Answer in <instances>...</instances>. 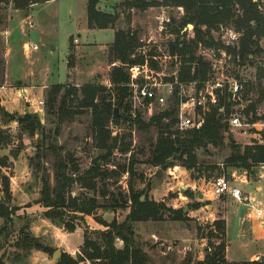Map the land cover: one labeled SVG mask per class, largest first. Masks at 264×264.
<instances>
[{"label":"rangeland","instance_id":"rangeland-1","mask_svg":"<svg viewBox=\"0 0 264 264\" xmlns=\"http://www.w3.org/2000/svg\"><path fill=\"white\" fill-rule=\"evenodd\" d=\"M37 1L25 9L15 8L12 0L0 3V130L7 131L11 138L10 144L0 150V157H6V164L1 166V173L9 177L11 199L6 201L9 207L15 211L11 222L5 223L0 218V228L5 226L6 233H9V238L6 241L4 236L0 237L2 246L0 259L5 252L0 264H56L57 261L52 258L51 253H47L45 258H41L40 255L43 251L16 248L15 239L20 235L19 232L23 227H27L26 231L43 246L54 249V251L60 249L62 255L67 253L64 250L70 249V245L64 240L66 230L53 225L49 219L45 218L43 215L45 208L37 202L41 196L42 183L36 176V167H33L30 159L38 152L40 143L43 141L47 143L52 138L56 144L62 145L79 164L80 172L77 175L91 167L100 154V151L94 146L92 116L89 110L76 114L72 120L65 121L56 132V117L47 112V97L52 86L58 84L64 86L60 95L68 87L80 89L81 86L87 84L112 87L110 73L113 64L109 58L110 45L107 44L113 41L114 31L111 28L100 31L87 29L85 7L87 0ZM123 1L100 0V8L109 13H121L114 29L138 30L142 44L139 52L145 53L155 47L160 55V72L164 73L166 78L169 77L174 72V67L168 49L169 44L175 39V35L169 33L171 27L169 24L172 23L170 22L172 19L179 21L183 17V8L162 6L140 12L126 9L122 4ZM71 28L72 30L69 31ZM193 28L194 26H187L181 33H185L189 39L193 36ZM213 34L216 38L231 43L230 33L227 34L226 27L213 31ZM75 38L78 39L77 42L74 41ZM203 52L201 48L197 53L203 56ZM206 52L208 53L204 54V58L210 59L214 56L215 50L208 48ZM257 68H259L257 65H250L248 62L241 67L232 62L229 73L235 77L250 79L252 83H255ZM138 77H143V74ZM258 94L257 89H254L249 93L248 100L255 101ZM60 95L57 98L58 102ZM40 100L44 102L43 107L37 104ZM263 103L262 100L257 106V113L260 115L264 111ZM76 104L75 100L74 107ZM168 107L169 104L165 107H156L153 111L154 114L148 115L146 109L133 101L130 113L133 118L139 114L143 120L149 121L153 115H157ZM238 108L239 106H237ZM115 109H117L118 115L115 117H121L123 110L119 106H116ZM3 110L13 116L37 113L41 118L43 128L34 135H30L22 130L15 120L5 124L1 115ZM174 128L179 129L177 124ZM108 129L111 132V137L129 135L130 133L131 136L126 141H131L132 146L130 151L125 154L120 153L117 149L114 150L110 162L105 168L111 169L118 164H128L130 157L133 156L136 175L131 179L129 173L125 172L119 178H111L103 184L99 181L95 192L82 187L79 182L74 183L72 186L73 197L80 199L83 203L94 197L97 199V204L91 215L84 216L85 222L78 221L79 226L72 236L74 237L72 244L75 242L78 245L81 236L83 240L77 255L69 254L73 259H79L82 254L85 233H87V237L96 239L98 234L96 232L107 229L104 223L111 224L113 221L121 223L125 220L130 212V204L116 209H111L109 204H112L119 194L128 196L130 179L138 191L149 184L148 189L142 195L144 199L147 197L149 200L164 202L167 207L173 209L183 208L187 213L188 220L186 221L173 220L167 213L163 220H149L134 224L136 231H139V244L145 251L147 250L153 264H193L200 260V254L206 253L208 241L218 244L223 239L227 243L226 235L220 237L218 232H211L213 231L212 223L222 215L223 205L218 204L215 207L216 218L211 222L210 208H206V206L215 203L218 199L202 200L203 198H199L196 194L201 191L205 193L210 188L209 180L223 175L229 177V169L224 166V160L230 153L229 148L220 150L211 147L207 154L199 152L200 158L208 163L209 168L205 172L206 175L193 179L192 172L182 166L172 175L169 168L164 170L149 163L151 156L149 142L150 140L155 141L157 138L155 128L145 133L136 127L128 129L126 121L117 123L111 119ZM230 131L235 141L243 147L253 144L264 145L263 135L260 136L252 129L247 128L245 132L243 129L231 128ZM55 139L57 140L55 141ZM42 163L51 175V184L53 185L52 158L48 157L42 160ZM100 163L102 164V162ZM195 175L197 174L195 173ZM205 176H210V179L207 180ZM254 178L256 176H249V180L254 181ZM192 184H195V190L192 189ZM241 187L245 192L255 193L253 185ZM104 188L107 191L106 196H102L100 193ZM0 190V197H5L1 180ZM186 190L195 193V197L179 199V193L186 196ZM196 202L201 204V210L191 217L189 213L194 208L189 210V205ZM227 204L229 233L233 236L239 227L240 213L246 211L249 215L251 211L249 207L246 209L238 206L239 204L231 198L228 199ZM246 220L243 225V234L248 240H251V236L264 232V218L263 223L260 219L252 216H248ZM117 243H119L118 240L115 241V245ZM248 243L247 249L243 251L240 249L239 255L231 257L248 258L255 251L256 245L262 241ZM80 264H91V262L84 260Z\"/></svg>","mask_w":264,"mask_h":264},{"label":"trees","instance_id":"trees-1","mask_svg":"<svg viewBox=\"0 0 264 264\" xmlns=\"http://www.w3.org/2000/svg\"><path fill=\"white\" fill-rule=\"evenodd\" d=\"M8 0H0V3ZM17 9H25L37 3V0H12ZM123 6L129 10L144 12L152 7L175 6L184 10V15L179 21L172 19L169 25V33L175 35L174 41L169 44V55L173 59L174 72L166 80L171 81H204L208 77L211 66L198 55L199 46L214 49L215 51L225 50L234 59L239 57L240 66L247 63L254 65L249 59L250 56H261L262 48L260 40L264 38V15L258 10L252 0H124ZM100 0H87V25L89 29H113L114 41L109 46V58L113 68L110 73L112 87L107 88L99 84H87L77 89L68 87L60 95L63 85H54L48 93L47 112L56 117L58 132L62 123L72 120L76 114L89 110L92 116L91 126L93 131L94 146L100 151L99 156L94 160L93 165L83 173L80 172L76 159L62 145L56 144L52 138L47 143H40L38 152L30 159L33 167H36V176L40 178L41 196L38 203L45 211L43 215L53 225L63 228L68 232H74L79 226L78 221L85 222V215H91L96 207L97 199L90 198L86 202L72 196V186L79 182L87 190L96 191L97 182H106L111 178H119L123 173L128 172L130 178L136 175L135 160L130 157L128 164H118L114 168H105L109 164L114 150L125 154L130 151L132 142L126 141L129 135L111 137L108 124L113 119L117 123L126 121L128 129L136 127L138 130L148 133L152 128L157 130L155 141L150 140L151 156L149 163L155 167L167 170L168 168L180 165L192 172L191 177L198 179L205 174L209 168L208 163L200 158L199 152L209 153L211 147L216 149L229 148V155L224 160V166L233 171L246 172L248 177L257 174V168L264 163V145L242 146L233 138L228 117L237 105L235 100L227 91L218 93L217 103L211 105L203 115L204 122L199 128L179 130L174 128L177 124L179 96L176 93L169 102V107L153 115L149 121H145L138 114L135 118L131 115V103L129 100L130 91L128 84L131 81V71L136 68L150 67L159 69V53L154 47L151 50L141 53V39L138 30L131 28L114 29L121 13L105 12L100 8ZM189 24L194 26L193 36L187 39L182 30ZM221 27H232L242 34L238 47L226 46L220 38H216L213 31ZM264 76V69L257 68V79ZM247 91L243 99L248 101V95L254 89L258 91V98L250 101L243 110V114L250 118L251 122L263 119L264 115H257V106L264 99L261 84H246ZM60 99L58 102V96ZM80 95V96H79ZM77 101L74 107V102ZM119 106L123 110L121 117H115L114 109ZM5 124L15 120L22 130L34 135L43 128L41 118L37 113H25V115H10L7 111H1ZM49 138V137H48ZM227 140V142H226ZM11 138L7 131L0 130V150L10 144ZM52 158L53 181L51 175L44 167L42 160ZM102 162V164L100 163ZM6 164V157H0V180L4 187L5 197H0V218L5 223L11 222L15 211L9 207L11 194L9 188V177L1 173V166ZM215 168V167H214ZM195 173L197 175H195ZM39 174V175H38ZM207 180L210 176H205ZM130 179L128 196L119 194L112 204L111 209L122 208L130 204V212L121 223L113 221L111 224L104 223L105 231H98L97 238L91 239L85 233L82 254L79 259H73L69 254L63 253L56 264H80L88 260L91 264H152L153 260L149 254L137 244L135 240L134 224L149 220H163L167 213L176 221L188 220L187 213L183 208L173 209L167 207L164 202L149 200L147 197L141 200V196L148 189L147 187L138 191ZM98 180V181H97ZM210 181V180H209ZM1 191V190H0ZM106 196L104 188L100 192ZM188 198H194L195 193L186 190ZM197 196V194H196ZM7 200V201H6ZM98 206V205H97ZM201 207L199 202L189 205L191 208ZM212 233L218 232L225 235L226 224L223 219H217L212 223ZM5 226L0 228V237L8 240L9 233H6ZM26 230L21 228L18 237L15 239V246L21 250H39L53 254L54 249L43 246L35 237H32ZM116 240L123 241V247L117 248ZM227 244L223 239L218 244L208 241L205 249V256L193 264H264V261H243L230 262L226 259ZM2 246L0 245V251ZM3 252L0 261L3 259Z\"/></svg>","mask_w":264,"mask_h":264},{"label":"built area","instance_id":"built-area-1","mask_svg":"<svg viewBox=\"0 0 264 264\" xmlns=\"http://www.w3.org/2000/svg\"><path fill=\"white\" fill-rule=\"evenodd\" d=\"M257 6L258 10L264 15V0H252ZM223 28V27H221ZM227 34L230 33V42L222 41L226 46L238 47L242 34L236 30L226 27ZM75 42L78 39L75 38ZM260 47L262 48L261 56H250V60L254 65L264 69V38L260 40ZM204 54L208 53L203 46ZM214 56L210 59L204 58L211 66V71L204 81H171L166 80V75L160 72V69H152L150 67L136 68L131 71V81L128 84L130 90V103L133 101L139 103L144 109L148 111V115L154 114L156 107H165L169 104L170 99L177 93L179 96L178 121L177 127L183 131L189 128H199L203 122V115L209 110L211 105H215L218 99V93H223L225 89L229 94L237 100V105L233 107V112L228 117L229 127L235 129H252L255 133L264 138V118L255 122H251L249 118L243 114L244 108L251 101H244L243 95L247 91L246 84L251 82L250 79L235 77L230 75L229 69L231 63L235 62L237 66L241 67L239 57H234L225 50L215 51ZM248 62V61H247ZM160 68V67H159ZM143 74V77H138ZM171 76V75H170ZM169 76V77H170ZM257 76L255 77V79ZM261 82H258V81ZM252 83V82H251ZM261 84V89L264 93V76L256 79L253 84ZM264 102V99H263ZM38 106L43 107L42 100L37 102ZM237 106L239 108L237 109ZM236 107V108H235ZM241 108V109H240ZM264 109V103H263ZM163 110V109H162ZM258 114V113H257ZM260 115V114H258ZM261 115H264V111ZM260 115V116H261ZM179 166L175 165L169 168L170 174L174 175ZM256 177L264 178V163L257 168ZM249 184V177L246 172L233 171L229 177L223 175L209 181L210 188L205 192L207 200L222 197H231L235 201L249 207L252 215L260 219L263 223L264 218V202L261 203L250 192H245L241 185ZM179 199L185 200L187 196L179 193Z\"/></svg>","mask_w":264,"mask_h":264},{"label":"crops","instance_id":"crops-1","mask_svg":"<svg viewBox=\"0 0 264 264\" xmlns=\"http://www.w3.org/2000/svg\"><path fill=\"white\" fill-rule=\"evenodd\" d=\"M86 3H87V1H86ZM86 13H87V11H86ZM86 27L90 31L105 30V29H89L88 25H87V22H86ZM73 30H74V28H73ZM111 30H113V29H111ZM113 41H114V37H113ZM113 41L111 43H108L107 45L112 44ZM70 50H71V48H70ZM116 64L117 63H113V65H116ZM179 168L181 169V166H179ZM243 185H245V186L253 185L255 193H253L252 195H254L259 202H261V203L264 202V178L260 179V178L256 177V178H254V181L253 180H249V184H242L241 186H243ZM191 187H192L193 190H195V184H192ZM200 194H202V198H203L202 200H206L207 199L206 198V194L204 192L202 193V191H201V192L197 193V196L199 198H200ZM229 198H231V197L219 198L215 203H212V204L206 206V208H208V207L210 208L209 209L210 210L209 211V216L212 218L211 222H213L215 220V218H216L215 213H214L216 211L215 207L218 204H222L223 205L222 206L223 211H221L222 215L220 217H218V219H223L225 221V224H226V229H225V235H226V238H227L226 259L228 261H230V262H243V261H255V260H258V258L260 256L264 255V232H261V233L257 234L256 236L253 235V236H251V240H248L245 237V234H243V225L246 223V221H247L246 218L248 216H252V217H254V216L252 215V212H250L249 215H247V212L243 211V212L240 213L238 230H237L235 235L231 236L230 233H229V224H228V221H229V213L228 212L229 211H228V207H227L228 206L227 201H228ZM231 199H233V198H231ZM235 202H237V201H235ZM237 203L239 204L238 206H241V207H244V208L248 209V206H246L244 204H241L239 202H237ZM200 210H201V208L200 209L198 208V209L190 210L189 216L192 217V216L196 215ZM237 212H239V211H237ZM235 214H237V213L235 212ZM58 229H60V228H58ZM134 230H135V240H136L137 244L140 246V244H139V240H140L139 231H136L135 228H134ZM73 234H75V232L73 233V232H67L66 231L64 233V235L66 236L64 238L65 243L70 245V249L64 250V252H67L71 256L77 255V252H79V246H80V244L82 243V240H83V238L81 236L80 240H78L79 241L78 245H76L75 242L72 244V241L74 240V237H72V236H74ZM258 240L262 241V243H260L259 245H256L255 251L252 252L249 255L248 258H246V257L245 258H232V257H236L237 255L240 254L239 253L240 249L242 251L244 249H247L248 245H249L248 242H251V241L255 242V241H258ZM118 241H119V243L116 244V247L117 248H122L123 247V241H121V240H118ZM72 246H74L75 248H73ZM40 256H41V258H45L44 256H47V253L41 252ZM204 256H205V254H203V255L200 254V257H199L200 260H202L204 258Z\"/></svg>","mask_w":264,"mask_h":264},{"label":"water","instance_id":"water-1","mask_svg":"<svg viewBox=\"0 0 264 264\" xmlns=\"http://www.w3.org/2000/svg\"><path fill=\"white\" fill-rule=\"evenodd\" d=\"M188 26L193 27L192 24H189ZM71 30H72V28H71L69 31H71ZM19 83H20V81H19ZM116 110H117V109H115L114 114H115L116 116H118ZM56 140H57V139H55V141H56ZM200 197H202V194H200ZM141 199L143 200V199H144V196H142ZM61 255H62V251H61L60 249H56V250L53 252V254H52V258H53L55 261H58L59 258L61 257ZM259 259H260L261 261H264V255L260 256Z\"/></svg>","mask_w":264,"mask_h":264}]
</instances>
